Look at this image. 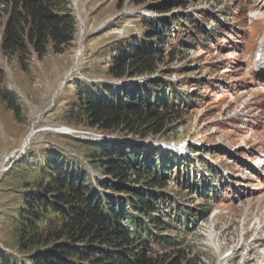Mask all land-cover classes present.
Returning a JSON list of instances; mask_svg holds the SVG:
<instances>
[{
	"label": "rangeland",
	"instance_id": "rangeland-1",
	"mask_svg": "<svg viewBox=\"0 0 264 264\" xmlns=\"http://www.w3.org/2000/svg\"><path fill=\"white\" fill-rule=\"evenodd\" d=\"M68 1L77 21L75 40L63 53L53 52L51 45L43 59L33 53L27 72L16 55H7L1 47L6 15L0 4L1 89L14 93L20 107L16 118L0 97V256L8 252L28 262V256L43 247L21 243L18 212L31 188L48 183L49 158L58 154L61 159L54 166L77 177L79 171L89 181L102 177L101 151L95 142L105 136L131 140L125 143L143 156L150 154L154 169L163 163L170 166L173 177L165 182L172 207L202 205L203 196L187 186L202 184L206 168L213 167L217 175L207 219L190 222L186 235L179 224L172 226L173 233H162L183 241L179 248L189 247L186 252L193 264H264V168L254 166L264 157V0H185L180 11L198 17L208 42L200 37L199 44L192 45L187 34L175 29L167 47L178 53L172 62L165 57L155 75L122 80L109 74L111 55L139 37L141 26L135 21L141 11L151 12V3L129 1L120 9L118 0ZM259 50L262 56L257 60ZM158 79L167 84L166 90L199 97L193 107L176 106L178 114L168 118L158 134L147 128L145 136V126L138 134L101 131L89 127L82 113L74 115L81 111L77 83L123 81L133 86ZM29 134L32 138L22 148ZM171 143H186L188 153L179 160L168 148L154 150L153 144ZM174 159L178 165L170 163ZM188 160L194 164L185 168ZM177 166L190 177L185 187L174 179Z\"/></svg>",
	"mask_w": 264,
	"mask_h": 264
},
{
	"label": "trees",
	"instance_id": "trees-1",
	"mask_svg": "<svg viewBox=\"0 0 264 264\" xmlns=\"http://www.w3.org/2000/svg\"><path fill=\"white\" fill-rule=\"evenodd\" d=\"M129 1L136 5L150 2V11L156 16L140 14L135 23L141 26L142 33L114 50L108 68L114 79L155 75L165 57L172 62L178 53L171 48L167 51V47L171 46L175 29L187 34L192 45L199 44L200 37L208 42L209 36L198 17L180 11L185 8V0H118L119 8ZM0 4L4 5L0 13L6 15L1 47L7 55L17 56L25 72L33 53L43 59L49 45L53 52L63 53L75 40L77 21L68 0H0ZM175 10L178 11L173 14ZM201 17L207 18L203 14ZM2 78L0 69V97L18 118L16 95L1 89ZM84 84H76L81 111H75L74 115L82 113L89 127L107 132L138 134L145 126V136L147 128L158 134L168 118L178 114L176 106L193 107L199 100L193 99V94L187 97L176 90H166L167 84L160 79L133 86ZM95 144L100 147V170L105 175L99 181L101 192L84 172L79 171L77 177L63 167L54 166L60 156L53 154L49 158L52 171L48 183L31 188L18 212L21 243L43 247L28 256V262L1 252L4 257L0 256V264H193L186 252L189 247L179 248L183 241L172 238V226L182 219L186 235L189 222L209 213L208 199L213 187L207 185L208 178L202 184L187 186L198 189L204 198L202 205L172 207L168 203L169 182H165L167 177H173L169 165L150 167L153 165L149 163L150 154L143 156L132 144L123 141ZM170 163L178 165L175 159ZM188 163L194 164L192 160L185 161V168ZM185 168L181 174L177 166L174 177L178 183L182 180V187H185L184 174L188 173ZM206 169V176L215 179L213 167L209 165ZM169 230L171 235H162Z\"/></svg>",
	"mask_w": 264,
	"mask_h": 264
},
{
	"label": "bare ground",
	"instance_id": "bare-ground-1",
	"mask_svg": "<svg viewBox=\"0 0 264 264\" xmlns=\"http://www.w3.org/2000/svg\"><path fill=\"white\" fill-rule=\"evenodd\" d=\"M263 50H264V38H263V44H262ZM262 49V48H261ZM33 134H29L24 142V144L22 145V148H25L26 146H28L31 138H32ZM257 247V246H256ZM256 247H254V250L256 249ZM253 251V250H252Z\"/></svg>",
	"mask_w": 264,
	"mask_h": 264
},
{
	"label": "water",
	"instance_id": "water-1",
	"mask_svg": "<svg viewBox=\"0 0 264 264\" xmlns=\"http://www.w3.org/2000/svg\"><path fill=\"white\" fill-rule=\"evenodd\" d=\"M103 139H106V137H104ZM121 140V139H120Z\"/></svg>",
	"mask_w": 264,
	"mask_h": 264
}]
</instances>
